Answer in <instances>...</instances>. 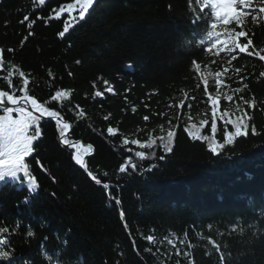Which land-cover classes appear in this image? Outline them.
<instances>
[{
    "label": "trees",
    "instance_id": "trees-1",
    "mask_svg": "<svg viewBox=\"0 0 264 264\" xmlns=\"http://www.w3.org/2000/svg\"><path fill=\"white\" fill-rule=\"evenodd\" d=\"M74 2L0 0V89L59 112L72 125L65 139L93 146L85 165L101 184L75 163L60 125L41 119L25 158L37 187L23 173L0 181V225L18 228L15 255L0 264H264V5L253 0L240 26L216 22L204 0H94L83 21L57 18ZM233 28L245 52L207 51ZM193 60L222 84H204ZM56 91L66 95L52 102ZM238 119L248 134L225 144L234 128L224 120ZM209 143L224 147L213 154ZM129 156L136 168L121 172Z\"/></svg>",
    "mask_w": 264,
    "mask_h": 264
},
{
    "label": "snow or ice",
    "instance_id": "snow-or-ice-1",
    "mask_svg": "<svg viewBox=\"0 0 264 264\" xmlns=\"http://www.w3.org/2000/svg\"><path fill=\"white\" fill-rule=\"evenodd\" d=\"M40 3L43 4L44 0H40ZM204 3L211 8V16L215 18L216 22L222 23L223 25H230L233 22L236 26H240L244 23L246 16L252 12L256 11L252 9L250 6L253 3V0H204ZM260 3L264 5V0H260ZM94 5V0H75L74 3H68L66 5L61 6L57 10V18L67 13L72 15L73 13H77V15H72L73 20L83 21L86 17V14L89 12V9ZM258 11L264 12V7L258 9ZM30 17L25 16L24 20L21 23H28ZM195 22V21H194ZM70 23V21H69ZM69 23H66L63 30L58 33L60 37H64L66 33L69 32ZM217 24L214 22L212 27L215 28ZM28 27L31 28V24H28ZM234 33V39L232 43V48L221 47L222 45H227V40H221L219 38L216 39L215 43L211 45L210 48L207 49L209 53L213 52L214 49H219L221 52H231L234 49H239L240 52H245L248 45L241 46L236 42L235 37H244L245 32L239 31L236 32L235 28L232 29ZM31 34V33H30ZM227 34V33H225ZM209 36L212 33H208ZM217 37L219 33L216 34ZM3 51L0 50V64L3 63L2 56ZM251 54V53H249ZM264 58V57H262ZM80 63V61H77ZM194 71H200V64L193 60ZM11 75V73L9 74ZM21 76L24 75L23 72L20 73ZM71 75V74H70ZM262 77H264V72L260 73ZM219 76V73H217ZM217 85L221 83L218 79L216 81ZM239 91V89H237ZM66 93L61 91H56L54 95L51 96V101L55 102L65 97ZM6 98V101H5ZM23 100L30 102L35 111L39 113V115H33L32 112L28 110L27 107H19L17 106L21 98L17 95H13L10 92L0 91V105H4L5 102L10 103L13 107H4L3 112L4 115H0V167H5L6 170H0V181L4 180L5 175L12 177L13 179H18V173H23L24 177L27 178V184L30 188L35 189L37 184L35 182L34 177L29 171V165L25 163V158L29 157L31 153L34 151L33 142L37 141L41 136V128L39 127V121L43 116L48 117H59V112L55 110H49L48 107H45L44 104L39 103L36 98L25 95ZM228 100H231L232 97L228 96ZM208 100L212 106V115L216 117V108H217V99L208 97ZM249 101H245V104H249ZM18 113L17 117H13V112ZM220 119H224L223 116ZM147 120V117H145ZM59 127V137L63 141L65 145H69L70 147L76 148V153L74 156V160L78 165H83L84 160L82 156V152L86 151L79 144H72L70 140L65 139V130L69 128L67 123L60 124L59 119L56 121ZM224 124L231 125L234 128V131L225 132V144H232L236 137L246 136L248 134L247 123L240 122L239 119L237 121L232 120H224ZM213 132L216 131L217 125L215 122L211 124ZM33 129L30 133L29 129ZM109 132L112 131L111 128L108 129ZM252 132L255 133L256 129L253 127ZM193 140L198 139V136L194 133H189ZM173 136L174 133L169 131L166 137L160 138V144L164 149L165 153H171L173 150ZM201 139H208L207 137H202ZM127 143V142H126ZM139 141H132V144L138 145ZM155 141H152L147 145V147H152ZM91 147V145H89ZM224 144L219 143H209L208 148L213 154H219V149L223 148ZM155 153H153L154 155ZM137 157L144 158L145 153L143 151H138L135 153ZM159 159H164V156H160ZM126 165H130L133 169L136 168V165L132 163V157L129 156L125 161V164H121L120 171L125 172L127 170ZM87 175L97 184H101V181L97 179L95 175L91 171L87 172ZM102 187L104 189H109L111 186L109 184H103ZM112 197L110 196V199ZM27 202V201H25ZM116 203H119V200H116ZM123 216V213H121ZM18 234V228L6 227L0 225V261H8L11 259L15 253L9 247L10 244V236ZM27 237H32L34 233L29 229L27 231ZM148 241H152L153 237L149 235L147 237ZM61 255H63L61 253ZM55 257L52 254H49L48 259H54ZM26 264H30V262H26ZM47 264V261H46Z\"/></svg>",
    "mask_w": 264,
    "mask_h": 264
},
{
    "label": "water",
    "instance_id": "water-1",
    "mask_svg": "<svg viewBox=\"0 0 264 264\" xmlns=\"http://www.w3.org/2000/svg\"><path fill=\"white\" fill-rule=\"evenodd\" d=\"M0 91H4V90L0 89ZM5 101H6V98H5ZM17 106H19V107H27L28 110H29L30 112L33 113V115H39V113H37V112L35 111V109L33 108V106H32V105L30 104V102H28V101H25V100L21 99L20 103H19ZM17 106H13V105H11L10 103L5 102L4 105H0V113L4 114V112H3V108H4V107H13V108H15V107H17ZM13 114H18V113H16V112L14 111ZM41 119H44V120H51V121H57V119H59L60 122H62V123H67V124L69 125V128L67 129V132L65 133V136L68 135V134L71 132L72 125H71L68 121L63 120L61 117H48V116H43ZM72 144H79L80 146H82V148H87V149L89 150V152H88L87 154L82 155V156H83V160H84V164H83V165H80L81 168H82L86 173L89 172L88 169H87L86 166H85V160H86L88 157H90V156H92V155L94 154V148H93V146L89 147L90 144H85V143L82 142V141L74 142V143H72ZM75 153H76V152H75Z\"/></svg>",
    "mask_w": 264,
    "mask_h": 264
},
{
    "label": "rangeland",
    "instance_id": "rangeland-1",
    "mask_svg": "<svg viewBox=\"0 0 264 264\" xmlns=\"http://www.w3.org/2000/svg\"><path fill=\"white\" fill-rule=\"evenodd\" d=\"M233 39L234 37H232L227 45H225V48H232V43H233ZM198 74L202 77L204 84L208 85L212 80L217 81L218 79L221 81V83L219 85L222 84V76L221 74H219V76H217V74H211L210 71L206 70V71H199ZM229 95H227L228 97ZM234 110H238L235 106V108H233ZM208 117V115H205L202 117L203 120H206V118ZM201 118H196V119H192V122H194V124L198 125L202 122Z\"/></svg>",
    "mask_w": 264,
    "mask_h": 264
}]
</instances>
